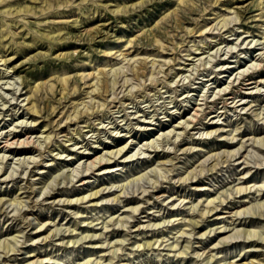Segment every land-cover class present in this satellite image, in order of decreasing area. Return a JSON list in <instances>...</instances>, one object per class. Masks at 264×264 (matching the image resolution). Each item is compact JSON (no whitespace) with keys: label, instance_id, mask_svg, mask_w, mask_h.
<instances>
[{"label":"rangeland","instance_id":"rangeland-1","mask_svg":"<svg viewBox=\"0 0 264 264\" xmlns=\"http://www.w3.org/2000/svg\"><path fill=\"white\" fill-rule=\"evenodd\" d=\"M263 78L264 0H0V264H264Z\"/></svg>","mask_w":264,"mask_h":264},{"label":"bare ground","instance_id":"bare-ground-1","mask_svg":"<svg viewBox=\"0 0 264 264\" xmlns=\"http://www.w3.org/2000/svg\"><path fill=\"white\" fill-rule=\"evenodd\" d=\"M157 41V40H156ZM259 64H258V69H259ZM248 70V69H247ZM260 70V69H259ZM246 71V70H245ZM245 71L244 70H240V74H244L245 73ZM253 72V71H252ZM115 73V72H114ZM118 73V72H117ZM116 73V74H117ZM115 74V75H116ZM249 75H251V74H249ZM247 76V75H246ZM240 78V77H239ZM246 78V77H245ZM253 78V77H252ZM237 79H238V76H237ZM243 80H244V78H242ZM239 80V79H238ZM242 80V81H243ZM235 81V80H234ZM234 81H231V83H234ZM240 82L239 83V86H241L242 84H252V83H256V84H258V86L259 85H261V84H264V78L263 79H259V80H257V81H254L253 79H250L249 81H247L246 83H244V82ZM117 82V81H116ZM114 83H115V81H114ZM230 83V84H231ZM106 86L107 85H105V88H106ZM257 86V87H258ZM228 87H229V85H227L226 87H224V88H222L223 90H227L228 89ZM259 89V88H258ZM96 90V88H94V89H92V91H95ZM231 90H232V88H231ZM231 90L230 91H228V92H225L224 93V95H225V98H224V106H228L229 105V103H228V99H232V101L231 102H234L235 101V97H237V95H235V93H232L231 92ZM220 91H222V90H219L218 91V93H220ZM263 93V92H262ZM230 94V95H229ZM234 94V95H233ZM219 98H222V96H220ZM25 99V98H24ZM245 102H243L242 100H241V102H240V104L239 105H242V104H244ZM197 105V104H196ZM34 107V106H33ZM237 107V106H236ZM235 107V108H236ZM200 110V108H199V106L198 107H196L195 108V112L193 111V116L194 115H196V119L198 118L197 116L199 115L198 114V112L197 111H199ZM75 112V111H74ZM76 113V112H75ZM264 112H260L258 115H260V114H263ZM72 117V115H69L67 118H69V117ZM75 117L77 116V114H75L74 115ZM73 116V117H74ZM218 116V115H217ZM70 117V118H71ZM72 119V118H71ZM196 119H194V117L193 118H191V117H188L187 118V123H188V121H191V122H193V121H196ZM215 122V121H214ZM179 123H182V121H180ZM186 122L184 123V124H182V126L181 127H183V128H185V130L187 129V127L189 126V124H187ZM213 123V122H212ZM231 124V123H230ZM174 127H179V124H177V125H174ZM170 132L171 131H174L173 129L172 130H169ZM169 131H167L168 133H170ZM172 133V132H171ZM170 133V134H171ZM165 134V133H164ZM9 135V134H8ZM167 135H169V134H167ZM174 135H177V136H179V135H181V132H175L174 133ZM262 136V135H261ZM13 137H16V135L15 136H13ZM12 137V138H13ZM166 137V136H165ZM48 138H49V136H48ZM234 138V136H232L231 137V139H233ZM22 140V139H21ZM21 140H18V138L17 139H15L14 141H10V135L7 137V139H6V143H5V145L3 146V148H11L12 147V145L14 144V143H23V141H21ZM25 141V140H24ZM27 142V141H26ZM254 142H257L258 143V145H259V149L260 150H264V138H262V137H259L258 139H256V140H254ZM16 145V144H15ZM18 145V144H17ZM19 146V145H18ZM244 146V143L242 142L241 143V146L240 147H243ZM125 145L124 146H122V147H119L118 149H112L111 151H110V153H108V155H109V157H113L114 158V154H117V155H119V154H121L122 153V151L125 149ZM256 147V146H255ZM230 148V147H229ZM109 152V151H108ZM240 152V150H238V153ZM105 154V153H104ZM5 155V154H4ZM236 155V153L234 152L231 156H235ZM2 156V155H1ZM0 156V157H1ZM116 156V155H115ZM6 158H7V156H5ZM3 158V157H2ZM5 158V159H6ZM108 158V157H107ZM107 158H104V156L103 155H100V156H96V157H93V159L92 160H90L89 161V164L88 165H90V166H88L87 168H89V167H91V168H96V166H97V164H99V166L101 167V166H104V165H106V159ZM126 158V157H125ZM4 159V160H5ZM163 159V158H162ZM3 160V159H2ZM2 160H0V161H2ZM110 161V160H109ZM112 161V160H111ZM125 161H126V159H125ZM125 161H123V162H125ZM3 162V161H2ZM115 167H105V168H103V169H101L100 171H99V173L97 174V175H100V174H106V173H109V172H113V171H115V169H114ZM98 169V168H97ZM153 171H155V169L153 168ZM249 172V171H248ZM248 172H246V174H248ZM194 174V173H193ZM193 174H192V176H193ZM196 174V173H195ZM194 174V175H195ZM60 175V174H59ZM58 175V176H59ZM143 175V174H142ZM139 176V175H138ZM138 176H136V177H138ZM144 176V175H143ZM191 176V177H192ZM141 177V176H140ZM190 177V174H188V176H185V177H183V181L185 182V180H187L188 178H191ZM244 177H246V176H242V178H244ZM57 178H55V180H56ZM136 179V178H135ZM233 179H235V178H233ZM53 180H54V178H53ZM53 180H51V181H53ZM50 182V181H49ZM48 182V183H49ZM54 182V181H53ZM53 182H51V184L53 183ZM88 182H90V181H86V179H84L83 181H82V184H85V183H88ZM128 182H130V181H128ZM51 184H49L50 186H51ZM53 184H55V183H53ZM52 184V185H53ZM54 186V185H53ZM47 187H49L48 185H47ZM123 187V186H122ZM251 187V186H250ZM250 187H242V186H240V187H237V191L238 192H241V191H246L247 189H250ZM48 188H45V190H46V192L48 191L49 192V190H47ZM107 189V186H104V187H100V188H96L95 190H93L92 189V191L90 192V193H87V194H85V195H82V196H79V197H76V198H73V199H63V202H65V201H67L66 202V204H68V205H76L77 204V201H81V202H83V201H85L87 198H88V201H90V199H96V198H99L101 195H103L104 194V192H110V189H108L107 191H105ZM123 189V188H122ZM203 189H206L205 187L203 188ZM44 190V191H45ZM118 190H120V189H118ZM43 191V192H44ZM104 191V192H103ZM40 192V191H39ZM42 192V193H43ZM47 192V193H48ZM111 192H113V191H111ZM122 192V191H121ZM121 192H119V194L117 195V196H115V198L113 199V200H118V197L120 196V193ZM45 193V192H44ZM103 197V196H102ZM219 199H221V197H219ZM5 201V199L4 198H0V205L2 204V202H4ZM7 201V200H6ZM87 201V202H88ZM183 201V200H182ZM216 201V199L215 198H211L209 201H208V203L210 204V203H214ZM98 202V201H97ZM219 202H221V204L224 202V199L223 200H219ZM4 204H5V202H4ZM8 204V203H7ZM7 204H5V205H7ZM19 204H21V202H19ZM18 204V205H19ZM176 203H172V205H175ZM220 204V205H221ZM3 205V204H2ZM13 205V204H12ZM16 205V204H15ZM219 205V204H218ZM222 206V205H221ZM239 206V205H238ZM244 206V205H243ZM1 207V206H0ZM217 207V205L215 204L213 207H211V208H209L208 209V211L207 212H209L210 210H212V209H214V208H216ZM239 208V207H238ZM139 209V207L138 206H132V207H129L128 209H126L127 211H129V212H131V213H134L135 211H137ZM222 209V208H221ZM231 212V211H230ZM239 214L241 213L240 211L238 212ZM208 214V213H207ZM195 216V215H194ZM219 216V215H218ZM132 217V216H131ZM221 217H223V216H219V218H221ZM125 220V219H124ZM121 221V220H120ZM123 221V220H122ZM127 222H128V220H127ZM121 223H123V222H121ZM45 224V223H44ZM53 227V226H52ZM140 227V226H139ZM48 230V229H47ZM38 231H42V230H38ZM183 232V231H182ZM220 232V231H219ZM55 234V233H54ZM182 234V233H181ZM184 234H185V232H184ZM257 233H255V232H251V231H249V235H248V237H251L252 235L254 236V235H256ZM183 235V234H182ZM186 235V234H185ZM244 235V234H243ZM17 236H19V235H14L13 237H11V238H14L15 240L17 239ZM48 237H49V233L47 234V236H45L42 240H47L48 239ZM87 237H90V239H92V235H87V236H85V237H82V238H84V239H86ZM81 238V239H82ZM18 240V239H17ZM45 240V241H46ZM94 240V239H93ZM12 241V240H11ZM253 241H255V240H253ZM4 241H1L0 242V247H3L4 249L6 248V250H8L9 251V248H7V246H8V244H7V246L6 245H3L2 243H3ZM9 242V241H8ZM13 242H14V240H13ZM13 242H11V243H13ZM17 242V241H16ZM70 242H73V240H71ZM121 243H123V241H120ZM7 243V242H6ZM17 245V244H16ZM9 247H11V246H9ZM16 247V246H15ZM13 248V247H12ZM2 248H0V250H1ZM12 250H14V249H12ZM2 251H4V250H2ZM5 253V252H4ZM208 253V252H207ZM7 254H8V252H7ZM202 254H200V256H201ZM198 256V255H197ZM209 259V258H208ZM209 261H211V260H208V262ZM207 262V263H208ZM241 263V262H240ZM246 264H250L249 262L248 263H246Z\"/></svg>","mask_w":264,"mask_h":264}]
</instances>
